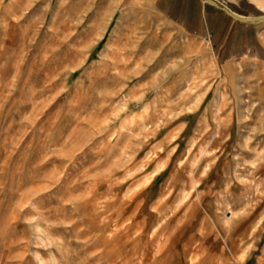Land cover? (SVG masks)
Returning <instances> with one entry per match:
<instances>
[{"label":"rangeland","instance_id":"374dc122","mask_svg":"<svg viewBox=\"0 0 264 264\" xmlns=\"http://www.w3.org/2000/svg\"><path fill=\"white\" fill-rule=\"evenodd\" d=\"M237 61L152 0H0V264H242L264 218V88ZM170 129L145 237L126 241L115 208Z\"/></svg>","mask_w":264,"mask_h":264},{"label":"crops","instance_id":"0c3cea01","mask_svg":"<svg viewBox=\"0 0 264 264\" xmlns=\"http://www.w3.org/2000/svg\"><path fill=\"white\" fill-rule=\"evenodd\" d=\"M152 4L165 21L207 41L222 61L238 58L236 64L252 72L254 87L264 88V9L254 1L152 0ZM246 232L253 236L240 263L264 264V218L254 227L248 225Z\"/></svg>","mask_w":264,"mask_h":264},{"label":"bare ground","instance_id":"6f19581e","mask_svg":"<svg viewBox=\"0 0 264 264\" xmlns=\"http://www.w3.org/2000/svg\"><path fill=\"white\" fill-rule=\"evenodd\" d=\"M255 2L262 8V9H264V1H262V0H255ZM181 125H182V127L181 128H184L185 127V123L183 122V123H181ZM177 129V128H176ZM219 130V129H218ZM176 138H177V133L173 130V129H170V130H168L164 135H163V137H162V139H161V141L159 142V143H157L156 144V148H159L160 149V146H161V143H168L169 145H170V148H169V150L166 152V158L167 157H169L170 155H172L175 151H176V148H177V144H176ZM191 143V142H190ZM164 145V144H163ZM161 150V149H160ZM151 151H152V149H151ZM152 153H153V151H152ZM157 154V153H156ZM258 155V154H257ZM164 157V158H165ZM166 160H168V158L167 159H165V161H163V164L161 165V166H157V168H153L154 170L151 172V173H149V174H141L140 176H139V178L138 179H140L141 181H142V185L139 187V188H137L133 193L131 192V195L128 197V199L126 200V199H124V200H121L122 201V203H121V201L119 202V203H121V204H119V206H117L116 208H115V211H114V214L116 213H121L122 211H124V210H127V211H129V212H131L132 213V217L130 216V214H129V216L131 217L130 219L131 220H133L132 221V223L134 222V224H131V226H132V228H133V226H134V230L133 231H131L132 229L131 228H128V230H126V231H123V230H120V232H118L117 233V236H119V237H121L122 238V236L124 237V240H133V241H136L137 239H139V238H142V237H145V234H143L141 231H139V229L141 228V226H143L144 224L143 223H145V221H144V219H140V217H139V214H137V211L138 210H140V208L142 207V204H143V202H144V200H145V197H146V193L149 191V189H150V184H151V182H152V180H153V177L155 176V175H157V174H159V173H161L163 170H164V168H165V166H166ZM173 173V172H172ZM174 175V174H173ZM129 177V176H128ZM131 178V177H130ZM131 180H132V178H131ZM139 180V181H140ZM130 181V180H129ZM107 183H109L108 181H107ZM170 181H169V179H166L165 180V182H164V184H163V186L160 188V190H159V193H158V197L155 199L156 201L154 202V205H152V207H156L157 209H159V208H162V207H164V206H167L168 204H170V202H171V198L173 197L172 196V190H174V189H171V187L172 186H170ZM177 183V182H176ZM109 184H110V186H109ZM108 184V188L109 187H111V185H114V184H116V185H118V186H120L119 185V183L116 181V180H112V181H110V183ZM130 187V186H129ZM196 187V186H195ZM107 188V190H105V191H108L109 189ZM134 188V187H133ZM136 188V187H135ZM190 188V187H189ZM130 189H131V187H130ZM178 189V188H177ZM101 190V189H100ZM181 191H183V200H182V202H184V197H185V192H187V189H185V187L182 189V190H180V192ZM107 193V192H106ZM126 193H128V192H126ZM98 194V193H97ZM179 194V193H178ZM100 195V194H99ZM101 196V195H100ZM99 196V197H100ZM123 196V195H122ZM124 197V196H123ZM94 198H97V197H94ZM123 199V198H122ZM182 199V198H181ZM179 200H180V198H179ZM107 203V202H106ZM104 206H106L105 204H104ZM170 206V205H169ZM104 208H106V207H104ZM155 208V209H156ZM125 212V211H124ZM126 213V212H125ZM113 214V215H114ZM115 214V215H116ZM114 215V216H115ZM120 215V214H119ZM112 216V215H111ZM127 216H128V214H127ZM118 217V216H117ZM123 219V218H122ZM128 221V220H127ZM144 221V222H143ZM212 221H213V219H212ZM129 222V221H128ZM160 222H162V221H160ZM159 222V223H160ZM123 223V222H122ZM130 223V222H129ZM158 223V224H159ZM221 223V222H220ZM161 224V223H160ZM117 226V225H116ZM121 226V225H120ZM122 226H124V225H122ZM127 226V225H126ZM160 226V225H159ZM164 226V225H163ZM154 227V226H153ZM157 227V226H156ZM122 228V227H121ZM125 228V227H124ZM127 228V227H126ZM214 228L216 229L215 231H217L218 233H219V230H220V227L218 226V224L216 223H214ZM155 229V228H154ZM153 229V230H154ZM157 229V228H156ZM156 229H155V231H156ZM141 230H142V228H141ZM131 231V232H130ZM153 232V231H152ZM122 233V234H121ZM154 233V232H153ZM146 235H147V233H146ZM152 235V237H153V234H151ZM150 235V236H151ZM163 235V234H162ZM153 239V238H152ZM144 240V239H143ZM146 241H147V239H145ZM131 243V242H130ZM151 243V242H150ZM146 244V243H145ZM144 244V246H146ZM143 245V244H142ZM143 247V246H142ZM141 248V247H140ZM143 250V249H142Z\"/></svg>","mask_w":264,"mask_h":264}]
</instances>
